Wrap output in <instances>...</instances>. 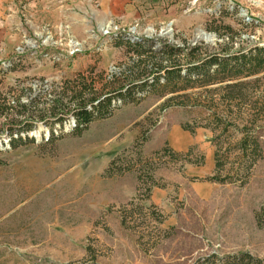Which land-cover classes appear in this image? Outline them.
<instances>
[{"label":"rangeland","instance_id":"1","mask_svg":"<svg viewBox=\"0 0 264 264\" xmlns=\"http://www.w3.org/2000/svg\"><path fill=\"white\" fill-rule=\"evenodd\" d=\"M146 4L127 24L103 19L102 0L21 9L19 41L0 47V264H264V70L167 86L160 73L156 91H139V60L168 59L125 43L247 52L264 46V0ZM199 29L212 45L194 42ZM129 81L134 101L109 94ZM105 96L111 115L75 133L77 105ZM246 136L261 152L248 171Z\"/></svg>","mask_w":264,"mask_h":264},{"label":"trees","instance_id":"2","mask_svg":"<svg viewBox=\"0 0 264 264\" xmlns=\"http://www.w3.org/2000/svg\"><path fill=\"white\" fill-rule=\"evenodd\" d=\"M125 43H127L128 46H132L134 48V52L139 57L148 55V53H151V55L154 53H159L168 59V63L166 64H162L160 62L158 63L151 57H147L144 60H139L138 63L144 65V69L141 70L139 74L141 79H139V83H137L134 87L139 91H147L148 89L156 91L155 86L159 84L158 78L161 75L160 73H162V78L165 80L163 85L167 86L175 85L178 80H185L188 83L197 82L200 84H212L213 77L217 74L222 75L223 78L228 77L230 79H240L264 70V46L255 47L248 50L247 52L237 50L230 54H221L218 52H202L199 47L188 46L183 48L169 46L168 48L159 52H153L151 49L146 48V46L141 41L136 43L134 42L133 44L129 41H126ZM179 58H183L184 63H181ZM146 69H148V72ZM146 72L148 75H146ZM149 77L152 78L148 79ZM192 77L194 78L192 79ZM131 83L132 82L129 81L123 88H120L115 92L110 91L109 94L117 93L118 98L123 99L125 102L134 101L132 98H129L132 95L131 92L133 89V87L129 86ZM111 99V97L105 96L103 99L99 98L91 101V104H93L92 110H88L86 106L81 103L78 104L76 111L74 112L76 126L74 127L73 131L80 134L84 127L90 122L110 116ZM55 103L60 105L61 101L56 100ZM26 107L28 106L18 104V108H21L19 113L21 114L23 112L22 110H26ZM0 110L2 111V109ZM12 121H14V119ZM21 125L22 131L26 132L31 129V125L28 124L25 119L21 121ZM186 129L193 132L192 129ZM12 131L13 130H10L9 133L11 134ZM254 139L255 138L253 137L248 138V136H246L239 143V149L241 150L244 158L246 171L251 168V166L259 157H261L260 147L258 142ZM17 142H22L21 137H18V139L11 138L12 147H15ZM189 154L190 153L186 154L185 157H187ZM215 157L217 169L221 166V162L217 158V154ZM117 162H119V159H114L111 163V166H115ZM137 162L139 161L137 160ZM117 169L120 170V167ZM210 180L220 183L225 181L224 178H219L216 175L212 176ZM256 216L258 220L259 217L264 216V206L261 208L260 213ZM244 257L252 260L249 255H245ZM243 261V258H236V264H243ZM256 262L261 264L257 260Z\"/></svg>","mask_w":264,"mask_h":264},{"label":"crops","instance_id":"3","mask_svg":"<svg viewBox=\"0 0 264 264\" xmlns=\"http://www.w3.org/2000/svg\"><path fill=\"white\" fill-rule=\"evenodd\" d=\"M36 0H0V47L9 51L20 38L21 9L33 6ZM148 0H102L103 19L127 24L149 14Z\"/></svg>","mask_w":264,"mask_h":264},{"label":"bare ground","instance_id":"4","mask_svg":"<svg viewBox=\"0 0 264 264\" xmlns=\"http://www.w3.org/2000/svg\"><path fill=\"white\" fill-rule=\"evenodd\" d=\"M105 28H106V29H109V28H110V25H109V24L105 25ZM171 31H172V30H170L169 28H167V29H165V30L163 31L162 35H164L165 37L170 38V37L172 36ZM153 33H154V30H153V29L149 28V29L147 30V34H148L149 36H151ZM198 37H199L200 40H202V41H204V42H206V43H208V44H211V45H212V44L214 43V41H215V37H214L213 35H211V34H208V33H201V32H199V33H198Z\"/></svg>","mask_w":264,"mask_h":264},{"label":"water","instance_id":"5","mask_svg":"<svg viewBox=\"0 0 264 264\" xmlns=\"http://www.w3.org/2000/svg\"><path fill=\"white\" fill-rule=\"evenodd\" d=\"M240 14L242 15V16H244V17H246V12L243 10V9H241L240 10ZM247 20H250V18H247ZM198 31H201L202 32V30H197V33H198ZM162 32H163V30H161L160 32H159V34H158V36L157 37H163V35H162ZM204 32V31H203ZM199 40V38H198V36H197V34H196V36L194 37V42H196V41H198ZM72 123H74V121L72 122ZM74 125V124H73ZM42 127H39L37 130H34L33 132H31V133H29L28 135H29V137H33L36 141H39L40 140V132L42 131Z\"/></svg>","mask_w":264,"mask_h":264}]
</instances>
